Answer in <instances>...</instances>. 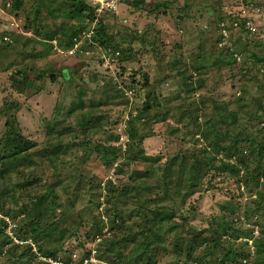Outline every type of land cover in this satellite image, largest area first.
<instances>
[{
    "label": "rangeland",
    "instance_id": "1",
    "mask_svg": "<svg viewBox=\"0 0 264 264\" xmlns=\"http://www.w3.org/2000/svg\"><path fill=\"white\" fill-rule=\"evenodd\" d=\"M72 2L0 0V264H264V0Z\"/></svg>",
    "mask_w": 264,
    "mask_h": 264
},
{
    "label": "trees",
    "instance_id": "2",
    "mask_svg": "<svg viewBox=\"0 0 264 264\" xmlns=\"http://www.w3.org/2000/svg\"><path fill=\"white\" fill-rule=\"evenodd\" d=\"M72 1L73 2L70 4V6H74L75 7V6L78 5V6H81V8H78V9H83V8L87 9L88 13L85 14V17H87V18H89L91 20L93 19V17H94L93 12L94 11H93V9L90 6L85 4L83 2V0H72ZM137 1L139 3H142V0H137ZM106 8H108V7H106ZM224 21L225 20L222 19L219 22V23L222 24V25H219V30L222 29V31L224 33L223 35H221V39H223V41L227 40V38L229 37V35H228L229 34V30L228 29H230L232 27V25L234 24V23L231 24L230 22H227V21L225 23ZM93 30L95 31V33L92 35V37L94 39H97L100 43H108L109 42L111 44V47H113L115 49L119 48L121 53H122V55H123V53L126 55V50H124V52H123V49L121 47H119L118 43L113 41V36L112 35L111 36L108 35V34L105 35L106 29H105V27L103 25H98L95 29L93 28ZM230 35H231V33H230ZM229 44H230L229 46L232 45L231 42ZM225 45H227V44L223 43V45L221 47H226ZM104 47H107V46H104ZM221 49L222 50H227V47H226V49L225 48H221ZM147 81H145L143 83H148ZM147 95H149V93ZM221 102H224V101H221ZM225 115H230V114H223L220 117L223 118V120H224V116ZM49 128H50V126H49ZM148 132L140 133L134 127L128 132L127 144H126V148L124 150L126 152L127 148H129L128 152H126V153H129L131 155V159H136V158H138V156H142V157H145V158L149 157L146 154L142 153V151H141L142 147L140 146V144H142V140L145 137H147V135H150V133L148 134ZM1 140H3V143H2V148L0 150V158H5V157L9 158L11 156V157H13V159L15 161V164H17L18 166L19 165H25V163H22V160H24L25 157H18V155L20 153L25 152L28 149L32 148L36 144L32 140H30L28 138L27 139H23L20 134H19V137H18L16 135V133H15V128L14 127H12L10 130H7V132H4V138H2ZM58 148H59V146L57 144H53V145L51 144L50 147L45 148L44 155H46V158H48V162H51L53 160V158H54L53 153H56V151L59 150ZM262 153H263L262 151H259L260 156L262 155ZM27 162H28V160H27ZM35 163L36 162L34 160L33 164H35ZM18 166H17V168H19ZM9 168L10 167L7 166V167H5V169H1L0 170V175L2 176V173H4V171L7 172ZM26 183H28V182H26ZM52 194H53L52 188L48 187L46 190H44L43 192H41V193H39L37 195L30 194V196H31L30 199H31V201H33L34 204H37V203L39 204V202H41L43 200H49V198H50L49 196L52 195ZM36 212L37 211L34 210L35 214H36ZM164 214L165 213L157 211V212L154 213V216L162 221V218H163L162 215H164ZM165 218L167 220H169L172 217L170 215V216H166ZM156 225H158V222L154 220L152 224L146 225V226H144V228H146L147 230L152 232L153 229H157L158 226H156ZM218 228L220 229V225H218ZM156 231L154 232L155 234H156ZM48 254L53 256L52 252H48ZM45 255H47V254H45ZM194 261H196V262L202 261V258L196 257V258H194ZM207 264H212V262H207Z\"/></svg>",
    "mask_w": 264,
    "mask_h": 264
},
{
    "label": "built area",
    "instance_id": "3",
    "mask_svg": "<svg viewBox=\"0 0 264 264\" xmlns=\"http://www.w3.org/2000/svg\"><path fill=\"white\" fill-rule=\"evenodd\" d=\"M100 3V6H106V7H112L114 4L115 0H96Z\"/></svg>",
    "mask_w": 264,
    "mask_h": 264
},
{
    "label": "clouds",
    "instance_id": "4",
    "mask_svg": "<svg viewBox=\"0 0 264 264\" xmlns=\"http://www.w3.org/2000/svg\"><path fill=\"white\" fill-rule=\"evenodd\" d=\"M102 8H106V6H102V7L100 6L99 9H102ZM108 8H110V7H108ZM94 33H95V32H94ZM76 47H77V46L75 45L74 48H76ZM74 48H73L72 50H74Z\"/></svg>",
    "mask_w": 264,
    "mask_h": 264
},
{
    "label": "water",
    "instance_id": "5",
    "mask_svg": "<svg viewBox=\"0 0 264 264\" xmlns=\"http://www.w3.org/2000/svg\"><path fill=\"white\" fill-rule=\"evenodd\" d=\"M50 76H52V74H50Z\"/></svg>",
    "mask_w": 264,
    "mask_h": 264
}]
</instances>
